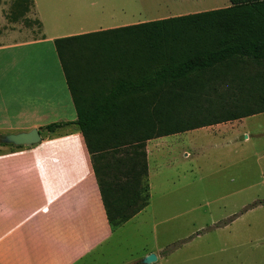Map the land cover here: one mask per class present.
<instances>
[{"label": "trees", "instance_id": "16d2710c", "mask_svg": "<svg viewBox=\"0 0 264 264\" xmlns=\"http://www.w3.org/2000/svg\"><path fill=\"white\" fill-rule=\"evenodd\" d=\"M74 44L99 60L85 67L93 75L117 73L105 94L82 95ZM54 45L111 229L148 204L146 140L264 112V0H229L224 7L56 38ZM249 65L262 68L248 74Z\"/></svg>", "mask_w": 264, "mask_h": 264}, {"label": "crops", "instance_id": "0c3cea01", "mask_svg": "<svg viewBox=\"0 0 264 264\" xmlns=\"http://www.w3.org/2000/svg\"><path fill=\"white\" fill-rule=\"evenodd\" d=\"M28 14L37 21L34 35L30 28L0 35V134L35 127L41 139L0 142V264H93L115 228L75 123L54 39L154 19L134 21L136 11L125 0H32ZM52 122L69 123L45 129ZM174 134L149 139L150 148Z\"/></svg>", "mask_w": 264, "mask_h": 264}, {"label": "rangeland", "instance_id": "374dc122", "mask_svg": "<svg viewBox=\"0 0 264 264\" xmlns=\"http://www.w3.org/2000/svg\"><path fill=\"white\" fill-rule=\"evenodd\" d=\"M125 1L136 11L134 21L229 4ZM30 8L31 0H0V35L9 29L35 28ZM71 48L82 95L105 94L117 73L96 69L93 75L95 70L86 68L99 66V60L78 44ZM261 68L249 65L244 72ZM72 76L69 69L70 82L78 85ZM221 123L160 138L157 142L163 143L152 149L150 140L145 141L148 204L115 227L93 264H141L147 252L156 255L148 264H264V112Z\"/></svg>", "mask_w": 264, "mask_h": 264}, {"label": "water", "instance_id": "95a60500", "mask_svg": "<svg viewBox=\"0 0 264 264\" xmlns=\"http://www.w3.org/2000/svg\"><path fill=\"white\" fill-rule=\"evenodd\" d=\"M41 136L37 128L27 131L0 134V142L12 144L14 146L31 145L40 141ZM156 259V255L149 253L141 259V264H148Z\"/></svg>", "mask_w": 264, "mask_h": 264}]
</instances>
